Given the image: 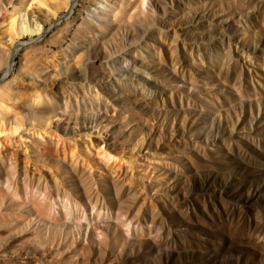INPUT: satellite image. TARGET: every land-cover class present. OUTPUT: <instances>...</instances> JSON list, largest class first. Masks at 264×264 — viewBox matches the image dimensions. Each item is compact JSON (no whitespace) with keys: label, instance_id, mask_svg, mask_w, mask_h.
I'll use <instances>...</instances> for the list:
<instances>
[{"label":"rangeland","instance_id":"obj_1","mask_svg":"<svg viewBox=\"0 0 264 264\" xmlns=\"http://www.w3.org/2000/svg\"><path fill=\"white\" fill-rule=\"evenodd\" d=\"M44 4L0 0V264H264V0Z\"/></svg>","mask_w":264,"mask_h":264},{"label":"bare ground","instance_id":"obj_2","mask_svg":"<svg viewBox=\"0 0 264 264\" xmlns=\"http://www.w3.org/2000/svg\"><path fill=\"white\" fill-rule=\"evenodd\" d=\"M36 3H37V5H40V6H45V4H44V0H34ZM97 3V2H96ZM98 4V3H97ZM99 5V4H98ZM64 6H65V8H67V10L68 9H70V4H68V3H65L64 4ZM95 6H96V4H95ZM15 21H16V19L14 20L13 18H11L10 19V27H9V29H10V34L12 35V36H14V33H15V31H14V23H15ZM26 21V20H25ZM45 21V20H44ZM26 24V23H25ZM22 25V24H21ZM27 27V26H26ZM23 28V27H22ZM24 29V28H23ZM38 29V28H37ZM14 32V33H13ZM28 32V31H27ZM24 33V32H23ZM9 34V37L12 39V37H11V35ZM16 35V34H15ZM10 39V40H11ZM11 45V44H10ZM11 47H12V45H11ZM2 51H4V50H2ZM6 51V50H5ZM1 52V51H0ZM4 53H6V57L8 58L9 57V53H10V49H8L6 52H4ZM64 58H66L65 56H64ZM64 60H66V59H64ZM67 61V60H66ZM65 63V62H64ZM77 63V62H76ZM62 64H63V62H62ZM50 82V81H49ZM51 83V82H50ZM52 84V83H51ZM54 84V83H53ZM23 84H18V85H15V86H12V87H9V88H7L6 87V90L4 91V93H3V95L5 94V96L4 97H6V99H7V102H8V104H11V105H15V104H17V106H26L27 108H30V107H28V106H31V104H33V103H35V100H38V99H36L38 96H37V92L36 93H33V95L31 94V93H28V91H30V89L32 88H26L25 87V85L24 86H22ZM57 85L55 84V86L54 87H56ZM53 87V88H54ZM34 88V87H33ZM53 88H52V90H53ZM57 88V87H56ZM58 88H59V90H60V92H61V95H62V97H63V99H64V97H65V91L63 90V88H62V86H61V84H58ZM57 88V89H58ZM51 89V88H50ZM55 89V88H54ZM49 90V89H48ZM1 93V94H2ZM1 94H0V97H1ZM46 95V94H45ZM3 97V98H4ZM3 100V99H2ZM64 101V100H63ZM2 103V102H1ZM2 105V104H1ZM7 106V105H6ZM2 107H4V106H2ZM32 108V107H31ZM30 108V109H31ZM2 109V108H1ZM10 109V108H9ZM11 110V109H10ZM12 110H13V108H12ZM2 112V111H1ZM6 112H7V110H6ZM9 112H11V111H9ZM16 112V111H15ZM12 113V112H11ZM13 116H14V114H13ZM2 117V116H1ZM6 117V116H5ZM17 117V116H16ZM7 118V117H6ZM15 118V117H14ZM15 133V132H14ZM1 157V156H0ZM106 157V160L107 161H109V160H111V158H110V156L109 155H106L105 156ZM6 158V157H5ZM9 160V159H8ZM7 160V161H8ZM3 162V161H2ZM11 163L13 164V161H11ZM12 164H9V165H12ZM14 165H15V163H14ZM12 168H16V166H11V170H13ZM27 172V171H26ZM25 177H27V176H25ZM11 180V179H10ZM7 182V181H6ZM10 184V183H9ZM7 185V184H6ZM68 222H70V219L68 218ZM80 229V228H79ZM84 249L85 250H89L88 249V247L87 246H84Z\"/></svg>","mask_w":264,"mask_h":264}]
</instances>
